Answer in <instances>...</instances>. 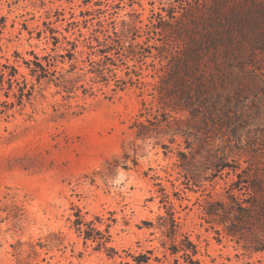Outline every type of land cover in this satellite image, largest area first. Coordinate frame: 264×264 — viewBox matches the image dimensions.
Instances as JSON below:
<instances>
[{
	"label": "rangeland",
	"instance_id": "374dc122",
	"mask_svg": "<svg viewBox=\"0 0 264 264\" xmlns=\"http://www.w3.org/2000/svg\"><path fill=\"white\" fill-rule=\"evenodd\" d=\"M181 3L0 0V62L15 65L20 86L31 89L19 103L15 84L0 87V264H134L133 256L140 264H264V251L252 248L257 227L241 238L228 235L204 212L207 203L228 200L234 167L259 165L264 124L239 133L250 145L243 155L229 129L205 137L201 148L194 135L188 142L169 131L137 136L132 126L143 104L156 109L149 93L159 79V57L155 48L140 56L159 44L151 23ZM114 32L126 49L135 43L142 49L136 46L124 64L116 59L114 76L102 79L94 69ZM35 58L53 63L72 89L38 82L23 64ZM180 152L188 160L195 154V180L183 177ZM222 155L230 167L213 175L209 160ZM77 212L86 221L100 217L99 229L109 224L115 255L83 241L73 225ZM182 246L196 253L187 260Z\"/></svg>",
	"mask_w": 264,
	"mask_h": 264
},
{
	"label": "trees",
	"instance_id": "16d2710c",
	"mask_svg": "<svg viewBox=\"0 0 264 264\" xmlns=\"http://www.w3.org/2000/svg\"><path fill=\"white\" fill-rule=\"evenodd\" d=\"M151 27L159 44L142 49V45L135 43L126 49L121 34L114 32V37L99 51L103 60L94 69L105 79L107 73L114 76L110 66H117L116 59L124 64L123 58L132 59L139 52L134 50L136 46L142 49L141 57L146 56L144 51L150 53L152 48L157 51L159 79L149 93L156 98V109L143 104L132 123L136 135L149 137L169 131L172 137L185 136L186 142L194 135L203 148L201 143L207 142L209 135L225 128L233 137H239L238 155L247 154L250 145L242 141L239 133L249 124H264V0H182L177 8H168L164 15L159 14ZM130 28L133 35L136 25L131 24ZM72 58L74 54L69 53V59ZM23 64L38 82L47 79L66 91L72 89L62 74L55 75L53 63L42 64L35 58ZM17 74L15 65L0 62V87L6 83L7 89H11L15 84L14 96L21 103L24 98H30L31 89L20 86ZM245 90H249L248 94ZM181 112L188 113L186 119L173 115ZM141 116L145 121L138 119ZM179 154L183 177L187 181L195 180L197 172L191 164L195 154L191 160L185 153ZM225 160V155L216 161L209 160L213 175L230 167ZM236 168L233 169L236 180L229 185L228 200L207 203L204 212L223 224L228 235L241 238L246 231L257 227L261 234H253L252 248L264 251V157L257 166L249 165L239 172ZM161 195L167 202L163 191ZM95 221L100 223V217L86 221L77 212L73 225L84 242L91 241L94 249L103 250L110 257L115 255L110 245L109 224L99 229ZM181 248L187 260L196 253L194 246ZM132 261L141 263L138 256H133ZM188 262L198 264L192 259Z\"/></svg>",
	"mask_w": 264,
	"mask_h": 264
}]
</instances>
